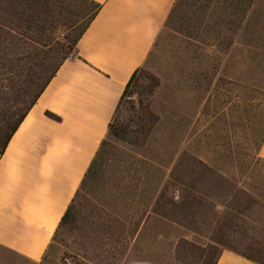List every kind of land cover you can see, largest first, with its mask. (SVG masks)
I'll return each mask as SVG.
<instances>
[{
    "label": "rangeland",
    "instance_id": "374dc122",
    "mask_svg": "<svg viewBox=\"0 0 264 264\" xmlns=\"http://www.w3.org/2000/svg\"><path fill=\"white\" fill-rule=\"evenodd\" d=\"M65 1L74 11L87 4ZM136 81L118 122L137 144L107 137L75 224L44 260L0 247V264H206L203 248L213 241L264 264V0H176ZM142 107L157 117L144 143ZM174 179L198 182L194 197L207 206L231 201L237 187L257 205L241 231L225 236L198 203L182 227L140 225ZM175 187L165 196L178 207L184 192ZM183 238L196 249L176 255Z\"/></svg>",
    "mask_w": 264,
    "mask_h": 264
},
{
    "label": "crops",
    "instance_id": "0c3cea01",
    "mask_svg": "<svg viewBox=\"0 0 264 264\" xmlns=\"http://www.w3.org/2000/svg\"><path fill=\"white\" fill-rule=\"evenodd\" d=\"M90 1L101 8L72 60L64 61L0 155V247L34 262L44 256L176 2ZM259 156L264 160V141ZM217 264L256 263L223 250Z\"/></svg>",
    "mask_w": 264,
    "mask_h": 264
},
{
    "label": "trees",
    "instance_id": "16d2710c",
    "mask_svg": "<svg viewBox=\"0 0 264 264\" xmlns=\"http://www.w3.org/2000/svg\"><path fill=\"white\" fill-rule=\"evenodd\" d=\"M84 1L87 4H84L81 10L74 11L65 0H0V155L4 154L19 125L56 76L64 61L76 52L80 38L100 11L101 6L98 3ZM65 13L72 17L61 19ZM139 70L133 74L127 84L108 131V136L130 144L137 143L131 140V133L127 128L119 126L118 117L122 106L130 97L132 87L137 82ZM141 114L140 133L144 143L157 117L148 107H142ZM46 116L52 120H59L48 112ZM106 139L99 147L74 199L61 218L45 254L57 243L58 237L75 224L79 210L86 200L83 191L96 170ZM218 184L225 187L228 183L220 180ZM177 185L181 186L184 192L178 207L174 199L168 200L165 196V192L170 187L176 191ZM170 187H165L153 211L143 218L140 225L145 226L150 221H165L182 227L180 222L194 211L193 206L198 203L199 210L206 208L213 212V232L225 236L227 231L231 233L241 231L243 228L239 222L240 219L250 220V215L246 212L257 205L254 196L240 187L228 194L231 201L226 199L213 206H207L204 201L194 197V193L199 192L198 182H180L174 179ZM191 214L196 216L194 212ZM192 232L195 231L192 230ZM187 245L190 251L196 249L194 243H189L183 238L177 245L176 255ZM219 246H221L220 242L213 241L212 245L203 248V263L217 264L219 255L223 251L219 250ZM45 254L42 257L43 260ZM239 255L256 264H261L250 256Z\"/></svg>",
    "mask_w": 264,
    "mask_h": 264
},
{
    "label": "built area",
    "instance_id": "2783aa9c",
    "mask_svg": "<svg viewBox=\"0 0 264 264\" xmlns=\"http://www.w3.org/2000/svg\"><path fill=\"white\" fill-rule=\"evenodd\" d=\"M66 60H72V57L71 56H69Z\"/></svg>",
    "mask_w": 264,
    "mask_h": 264
}]
</instances>
